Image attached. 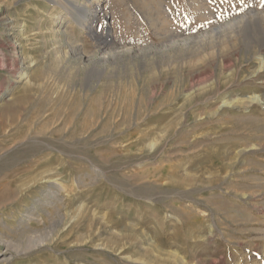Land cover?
<instances>
[{"label": "rangeland", "instance_id": "1", "mask_svg": "<svg viewBox=\"0 0 264 264\" xmlns=\"http://www.w3.org/2000/svg\"><path fill=\"white\" fill-rule=\"evenodd\" d=\"M60 2L0 0V264H264V0Z\"/></svg>", "mask_w": 264, "mask_h": 264}, {"label": "bare ground", "instance_id": "2", "mask_svg": "<svg viewBox=\"0 0 264 264\" xmlns=\"http://www.w3.org/2000/svg\"><path fill=\"white\" fill-rule=\"evenodd\" d=\"M51 1H55V0H51ZM86 1H87V4L86 3H80L78 1L76 2L75 0H64L63 3L65 5L66 9L68 10V12L70 13V15H72L74 17L75 22L79 26L84 28V30L90 36H92L94 38H97V37L102 38L103 41H101V44L103 46H106L108 40H110L112 38V35H111L112 32L110 33L109 30H108V32L106 34H104V32H102V31L97 29V26H96L95 22H97L98 20H101V19H106L107 20L108 14L106 13V11H104V9H103V7H102V5L100 3V0H93V1L86 0ZM58 4H59V2H58ZM22 27H23V25L21 24L20 28H22ZM16 29H17L16 27L12 28L13 31H15ZM106 29H108V26H106ZM22 30H24V29L22 28L20 31H22ZM7 34H9V33H7ZM11 34L14 35V37H16L15 41H14V47H15L14 50L16 51L17 54H19L20 51H18L17 47L20 46L21 43H22L21 42V38H20L21 35L19 33H16V32H12ZM100 38H98V39H100ZM25 65L26 64H24V66H23V68H24L23 70L24 71H21L20 67H18V68H16V70H14L13 76H14L15 79L18 78V77H22V76L26 77L28 75L27 71L29 70L30 67L29 66H25ZM138 254L139 255H138L137 259L139 261H141V262H144L145 264H173V263H171L170 261H167V260L166 261H162L161 258L157 257L158 255L155 254L154 250L152 251L150 249L141 248V250L139 251ZM178 263H179V261L177 262V264ZM183 264H185V263L183 262Z\"/></svg>", "mask_w": 264, "mask_h": 264}]
</instances>
